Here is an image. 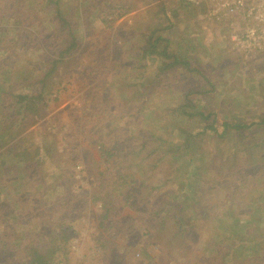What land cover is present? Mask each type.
<instances>
[{
	"label": "rangeland",
	"instance_id": "obj_1",
	"mask_svg": "<svg viewBox=\"0 0 264 264\" xmlns=\"http://www.w3.org/2000/svg\"><path fill=\"white\" fill-rule=\"evenodd\" d=\"M181 2L10 0L2 5L15 6L17 13L4 14L0 19V35L6 34V40L14 47L0 50V87L11 93L10 99H2L0 91L1 144L9 133L21 132L22 123L15 118L19 105L16 104L15 111L6 106L17 103L20 99L16 96L29 89L21 76H36L38 68L46 65L43 54L50 55L54 51L52 45H66L71 33L80 40L69 61L59 66L52 78L48 77L51 81L47 84L53 86H48L43 114L23 122V143L31 151L41 148V162L31 163L20 155L5 167V156L0 155V233L10 227L9 222L14 223L10 245L20 247L24 238L40 230L39 215V221L47 228L42 231V238L48 244L43 245L53 246L54 257L58 255L55 264H205L203 252L208 244L210 253H231V245L209 242L211 234L221 240L223 237L225 244H229L233 235L251 225L248 220L262 224L259 231L264 239V213L259 219L244 214L246 206H256L254 201L264 203V195L250 193L253 179L249 176L254 172L264 175V125L259 122L264 114V1L246 0L245 12L238 14L217 6L215 0H199L193 6ZM248 11H252L249 17ZM35 20L40 25L37 32L32 27ZM247 29H255L261 46L252 45L253 39H242ZM36 36L44 42L38 44L33 40ZM157 37L163 39L155 47V57H151L143 48ZM166 47L180 53L181 62L160 76L164 55L159 53ZM116 59L121 61L117 66L113 63ZM96 83L99 85L94 91L100 99L88 94ZM117 84H124L128 95L140 87L143 103L138 104L132 95L130 99H121ZM104 88L111 91L104 92ZM189 98L198 100L200 111L212 114L215 130L207 129L212 134L223 133L225 120L249 126L239 132L244 136L235 134L232 141L221 137L215 142L203 136L205 150L210 153L230 152L234 146L240 152L235 163L255 155L253 168L244 176L248 177L234 186L238 197L233 204L224 197L217 208L215 200L210 202L214 213L224 212L219 217L203 216L196 204L190 202L181 205L184 209L179 212L176 204L180 197L155 215L156 212H150L153 201L166 191L177 194L181 188L171 173L173 165L160 162L151 176L150 167L145 166L150 170L148 182L141 185L142 190L132 191L131 204H126L125 195H120L123 183L114 182L112 168L101 159L100 141H112V135L121 140L131 133L140 142L143 134L154 129L169 133L173 125L167 126V109ZM170 114L179 117L176 122L181 129L196 133L204 128V123L182 116L179 110ZM23 116L22 113L18 118ZM111 130L115 131L110 133ZM134 167V171L141 168ZM193 169L199 170L196 164ZM108 195L113 198V213L101 225L100 215ZM4 204L15 210L9 222L4 220ZM186 204L191 206L185 207ZM221 205L227 209L219 210ZM238 207L244 209L236 219L233 209ZM55 209L54 217L67 219L62 233L57 230L56 238V233L50 231V214ZM209 210L206 207L203 211ZM170 211L179 215L178 220L180 214L186 215L184 225L188 234L183 240L168 244L170 233H175L169 228L177 224L174 222L166 229L159 224ZM252 246V242L244 244L237 255L246 257ZM0 264H10V260L0 258Z\"/></svg>",
	"mask_w": 264,
	"mask_h": 264
},
{
	"label": "trees",
	"instance_id": "obj_2",
	"mask_svg": "<svg viewBox=\"0 0 264 264\" xmlns=\"http://www.w3.org/2000/svg\"><path fill=\"white\" fill-rule=\"evenodd\" d=\"M9 1L10 0H0V19L2 15L4 16V14L13 16L17 13L16 7L13 5L9 7L8 4L7 7L2 6ZM181 3L186 6L196 5L192 4L193 2L190 1L186 2V0H182ZM32 24V27L35 28V32H37L36 28H39L40 25L36 20L33 21ZM65 24L67 25L68 22L65 21ZM4 36L0 35V50L5 52L6 50L13 49L14 47H12L10 42L6 40L7 35L4 34ZM160 39H163V37H157L153 42L148 43L146 48H143L147 55L151 54V57H155V47L157 46V43ZM33 40L38 41V44L39 41L40 43L44 42L43 39L39 38L38 36L33 38ZM66 40V45H57L55 48L54 45H52V48L54 49L52 52H55L54 54H51L52 52L50 55L47 53L43 54V62L46 65L45 67H36V70L38 68V73L36 76L28 77L25 74L21 76L20 79H22L23 82L29 87L27 93L18 94L17 96L15 95L16 98L20 99L17 103H6V106L14 107V111L16 104L19 105V109L16 110L15 118H17L20 123L24 124V126L20 124V133L16 135L14 133H9L8 137L4 139L3 144L0 143V147L2 148L0 155L5 156V158L2 160L5 167L9 161L15 160V158L19 157L20 155L25 157L26 161L35 164L41 162L42 160L40 147H36L34 151H31V149L23 143V137L21 135L23 134L26 126V123L23 122H25V119H27L28 122H31L29 120L33 121L34 118L40 117L43 114L45 110L44 99L46 98V92L49 87L53 86L47 84L51 81L48 77L52 78L53 74L57 72L58 67L63 63H66V61H69L68 59L71 57L72 53L78 50V47L80 46V40L78 37H75V35L71 33L70 37H68ZM108 46L111 48L113 47L112 44ZM162 51V53H159L160 55H164L160 76H162L164 71H168V68L173 69L176 64L181 62V59L178 56L180 53L172 52L167 49V47L162 49ZM144 57H146V55ZM3 58L8 59V56H4ZM171 59L172 61L168 63L167 61ZM0 62H3V59L0 58ZM120 62V60L116 59L113 63L115 66H117L120 64ZM141 67L143 66L141 65ZM196 70L200 73V69L196 68ZM34 73H36L35 70ZM98 85L99 83H96L93 88L88 90V94L90 96L95 95L94 90L95 87H98ZM123 86L124 84H117L118 95L121 99H130L132 97L133 99H137L136 102L138 104L141 105L143 103L144 96L141 95L142 91L140 87L128 95V93L125 94ZM143 86L146 88L145 85ZM152 88L153 87L150 86V89ZM108 89L111 91L110 88ZM108 89L104 88L103 91L107 92ZM0 91L2 92V99L11 98L10 91H3L1 87ZM92 91L94 92L92 93ZM130 95L132 96L130 97ZM95 96L100 99L99 95ZM199 105L200 104L198 103L197 99L189 98L182 99V101L177 105L178 107L174 106L172 108H168L167 111H169V120L167 121V126L170 124L173 125V127L171 126L173 129L169 130V133L163 132L164 130L155 131L154 129L149 130L147 134H143L140 138V142H137L138 137L131 133H129L126 138H121V140L117 139V136L112 135L114 140L107 142L100 141L101 159L112 168V179L115 180L114 182L120 181L123 183V186L120 188V195H125L124 197L126 204H131L130 201L133 198L131 192L135 189L142 190L141 185H144L146 182H148V177L152 175V171L158 167V163L160 162L167 165H173V170L171 173L174 176L173 178L176 179V182L181 184V188L177 194H171L170 191H166L163 193V195H160L153 201L155 204L150 209V212H156L155 215H160L162 211H165L164 208H166V204H168V202H171L172 204L173 200L176 201L179 199V197L181 199L176 204V206L179 208V212L184 209L181 205H184L185 202H190L192 204L195 203L196 206L202 211V215L207 217H210V215L213 214H217L216 217L224 215V212L219 215L218 213H214L210 202L215 200V207L217 208L223 202V198L225 197L229 200V204H233L235 199L238 197V193L234 186L236 183L239 186V181H242V179L244 180L248 177L244 176L248 175V170L253 168V165L251 164H254L256 160L255 155H248V157H245L241 161L235 163L236 156H238L240 152L234 146L232 149H230V152L226 151L224 153L222 150H215L211 151L210 153L205 150L203 136L209 140L213 139L215 142H219L218 138L221 137H226L227 140L232 141L233 135L235 134L244 136L245 133L239 132L247 130L249 126L246 123L237 124L236 122H229L225 120L222 123L224 126L223 133H218L216 131L214 134H212L210 131L215 130L214 120L211 118L212 114L210 112L206 113L204 111H200ZM134 107L135 105L132 106V108ZM97 108L98 111H103V109H99V107ZM177 110H179L180 114L186 118L195 119L196 122L200 124L204 123L203 130L197 131L195 133L192 130L181 129V126L177 125L178 122H176L179 117L174 118L170 114L172 111L175 112ZM22 113L24 116L22 118H18V115ZM260 118L261 120L259 122L264 125V114L261 115ZM164 121L166 122V119ZM165 124H162L161 127L164 128ZM149 126L150 125L147 123L146 128H149ZM146 128H144V130ZM207 129H210V131ZM144 130H142L141 133H145ZM113 131L115 130H111L110 133ZM19 141L21 142L19 143ZM259 147L261 148V146ZM228 162H230L229 166L227 165V167H225V164H228ZM122 163L129 165L122 166ZM194 164L197 165V168L201 172L197 169H193ZM134 165L141 166V168H137L139 171H134V168H136ZM145 166L150 167L151 169V174L149 176L147 174H149L150 170L144 169ZM257 169L260 168L257 167ZM5 176H7V174H4V177ZM249 176L253 179L251 185L253 189L250 190V193L253 194L258 192L260 195H264V175H262L260 172H254ZM182 193L185 195L182 196ZM192 198L193 200L191 201ZM112 203L113 198L112 196L108 195L104 199V211L100 215V218L102 217L101 225H103V222H105L113 213ZM254 204H256V206H246L244 214L253 216L255 219H259L264 213V203H256L254 201ZM35 205L38 208L39 204L37 202ZM187 206L191 205L186 204L185 207ZM3 207H5L7 210L6 214L4 215V220L5 222H9L10 214H12V211L14 212L15 210L11 208L7 209L5 204ZM206 207H208L210 210L203 211ZM223 208L225 210L227 209V206L221 205L219 210L223 211ZM242 209L244 208L238 207L233 209V216L236 219L240 215V211ZM55 212H57V209H55L54 212L50 214L52 219L50 231L56 233L54 238L59 236L57 230H60L62 233L64 224H66L67 221V219L61 220L60 217H54ZM171 213L172 212L170 211V213L163 216L159 224L161 229H166L168 225L171 224H177L175 225L176 227L172 226V228H169L170 230L175 231V233H170V236L166 241L168 244L169 242L181 241L186 238L188 234L187 226L185 227L184 225L187 224V218H185L186 215L180 214V219L178 220L179 215ZM38 219H41L40 215ZM39 220L38 224L41 227L40 230L35 233H31L26 239L24 238L23 240H25V242L20 247H17L15 244L10 245L9 240L12 239L15 232L14 223L11 224L9 222L10 227L3 231L2 234L0 233V258L9 259L10 264H55L54 259L58 257V255L54 257L56 251L54 250L53 246L52 248H50L49 245L47 246L48 248L45 247L48 243L44 242L42 238V231H45L47 228ZM248 222H250L251 225H247L243 232L240 231L241 234L237 232L236 235H233L229 241V244H225L226 242L223 241L225 239L222 237V235L221 240L218 235L211 234V239L209 242H212V244L223 243L224 245H231V253L221 255H217L214 251L210 253L209 251L211 250V247L208 244L203 252L205 264H264V239L262 238V235L259 231V227H261L262 224L253 223V221L250 220H248ZM232 225L237 227V224ZM250 242H252V245H254L249 249L250 254L246 257L243 255H237L238 249L244 244H248ZM52 243L55 242L53 241Z\"/></svg>",
	"mask_w": 264,
	"mask_h": 264
},
{
	"label": "built area",
	"instance_id": "obj_3",
	"mask_svg": "<svg viewBox=\"0 0 264 264\" xmlns=\"http://www.w3.org/2000/svg\"><path fill=\"white\" fill-rule=\"evenodd\" d=\"M189 1L198 3L199 0H189ZM215 3L219 7H227L230 12H233L235 14L244 13L245 5L247 4L246 0H215ZM246 14L249 17L251 16L252 11H248ZM256 18L259 19L258 16H256ZM256 34L257 33L255 32V29H247L245 33L242 35V39L245 41H247V39H253L255 41L252 42V45L261 46L260 42L256 40Z\"/></svg>",
	"mask_w": 264,
	"mask_h": 264
}]
</instances>
